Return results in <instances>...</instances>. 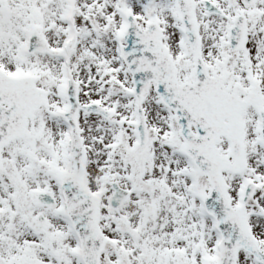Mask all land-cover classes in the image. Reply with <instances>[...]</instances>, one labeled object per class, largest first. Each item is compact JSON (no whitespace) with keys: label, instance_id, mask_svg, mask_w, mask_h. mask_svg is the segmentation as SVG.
<instances>
[{"label":"snow or ice","instance_id":"6c2138e0","mask_svg":"<svg viewBox=\"0 0 264 264\" xmlns=\"http://www.w3.org/2000/svg\"><path fill=\"white\" fill-rule=\"evenodd\" d=\"M0 264H264V0H0Z\"/></svg>","mask_w":264,"mask_h":264}]
</instances>
